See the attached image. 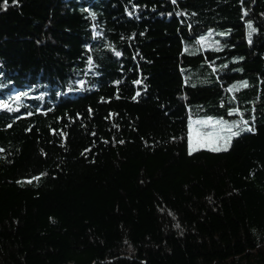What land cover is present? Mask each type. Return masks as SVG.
<instances>
[{
  "label": "trees",
  "instance_id": "obj_1",
  "mask_svg": "<svg viewBox=\"0 0 264 264\" xmlns=\"http://www.w3.org/2000/svg\"><path fill=\"white\" fill-rule=\"evenodd\" d=\"M136 252L264 264V0H0V264Z\"/></svg>",
  "mask_w": 264,
  "mask_h": 264
},
{
  "label": "rangeland",
  "instance_id": "obj_2",
  "mask_svg": "<svg viewBox=\"0 0 264 264\" xmlns=\"http://www.w3.org/2000/svg\"><path fill=\"white\" fill-rule=\"evenodd\" d=\"M218 120V121H217ZM193 129L190 130V137L188 141V149L194 150L199 147H227L233 132L242 130V125L236 117L228 119H218L212 117L193 116L191 120ZM204 123L209 127V131H203L198 125ZM229 123V124H228ZM231 124V125H230ZM232 126V127H231ZM237 133V132H236ZM227 135V136H226ZM227 137V140H226ZM220 144L216 140L220 139ZM94 264V263H91ZM102 264H145L138 252L131 254L126 253L117 256L116 258H108Z\"/></svg>",
  "mask_w": 264,
  "mask_h": 264
},
{
  "label": "snow or ice",
  "instance_id": "obj_3",
  "mask_svg": "<svg viewBox=\"0 0 264 264\" xmlns=\"http://www.w3.org/2000/svg\"><path fill=\"white\" fill-rule=\"evenodd\" d=\"M16 2V0H13V3H15ZM4 3H5V5L7 4V0H4ZM251 27V26H250ZM117 55H119V53H117ZM248 131H251L252 129L251 128H249V129H247ZM232 135L233 136H236V135H238V133H236V132H233L232 133ZM213 151H226L227 150V148L226 147H215V148H213L212 149Z\"/></svg>",
  "mask_w": 264,
  "mask_h": 264
},
{
  "label": "crops",
  "instance_id": "obj_4",
  "mask_svg": "<svg viewBox=\"0 0 264 264\" xmlns=\"http://www.w3.org/2000/svg\"><path fill=\"white\" fill-rule=\"evenodd\" d=\"M193 126H195V125H193ZM193 126H192V128L191 129H193ZM200 128H202V130L205 132V131H209V127H207L204 123H201L200 122V124L198 125ZM207 127V128H206ZM190 129V130H191ZM222 142V140H221V138L220 139H218V140H216V143L217 144H220Z\"/></svg>",
  "mask_w": 264,
  "mask_h": 264
}]
</instances>
